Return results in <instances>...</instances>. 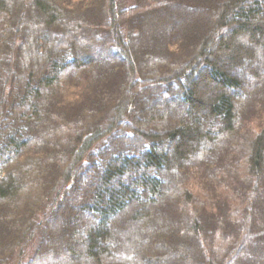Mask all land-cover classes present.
Returning a JSON list of instances; mask_svg holds the SVG:
<instances>
[{
    "label": "trees",
    "instance_id": "16d2710c",
    "mask_svg": "<svg viewBox=\"0 0 264 264\" xmlns=\"http://www.w3.org/2000/svg\"><path fill=\"white\" fill-rule=\"evenodd\" d=\"M58 254L264 264V0H0V264Z\"/></svg>",
    "mask_w": 264,
    "mask_h": 264
},
{
    "label": "rangeland",
    "instance_id": "374dc122",
    "mask_svg": "<svg viewBox=\"0 0 264 264\" xmlns=\"http://www.w3.org/2000/svg\"><path fill=\"white\" fill-rule=\"evenodd\" d=\"M121 1H122V3H123V6H125V7L130 6V5H132V3H133V0H121ZM94 52L99 53V54H103V53H104V50H103L101 47H98V48H96V50H95ZM73 85L76 86L75 83H73ZM167 107H168V106H167L166 101H163V102H162V110L166 109ZM175 109H176V108H175ZM72 213H75V212H72ZM62 235L64 236L65 233L63 232ZM65 245H67L66 242L63 244L62 249L65 248ZM54 256H55V258H57V259H59V260H63L64 262H66V263H68V264H71V262H70L66 257H64V256L61 257V256H59V254H58V255H54ZM57 259H56V261H57ZM56 261H55V262H56ZM64 262H63V263H64ZM47 264H55V263H54L53 261H52V262L49 261Z\"/></svg>",
    "mask_w": 264,
    "mask_h": 264
}]
</instances>
